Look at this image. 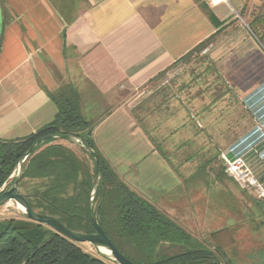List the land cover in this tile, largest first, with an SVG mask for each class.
I'll return each mask as SVG.
<instances>
[{
  "label": "crops",
  "instance_id": "1",
  "mask_svg": "<svg viewBox=\"0 0 264 264\" xmlns=\"http://www.w3.org/2000/svg\"><path fill=\"white\" fill-rule=\"evenodd\" d=\"M260 1L0 0V137L50 123L58 111L50 93L72 86L98 151L156 203L182 181L131 114L135 91L224 29L237 7L255 23Z\"/></svg>",
  "mask_w": 264,
  "mask_h": 264
},
{
  "label": "rangeland",
  "instance_id": "2",
  "mask_svg": "<svg viewBox=\"0 0 264 264\" xmlns=\"http://www.w3.org/2000/svg\"><path fill=\"white\" fill-rule=\"evenodd\" d=\"M263 4L258 2L254 8L258 16L249 25L237 7L227 30L221 29L203 51L137 89L130 105L137 124L155 148L159 145L169 156L174 167L167 162L182 181L175 192L156 202L157 207L199 244L215 253L217 247L223 248L230 264H264V199L242 190L220 170L222 151L258 128L264 132ZM263 136L248 148L255 151L249 161L259 172L264 171ZM64 143L84 156L75 144ZM20 212L9 202L0 207V218ZM80 245L97 254L90 243ZM165 249L179 250L173 245Z\"/></svg>",
  "mask_w": 264,
  "mask_h": 264
},
{
  "label": "trees",
  "instance_id": "3",
  "mask_svg": "<svg viewBox=\"0 0 264 264\" xmlns=\"http://www.w3.org/2000/svg\"><path fill=\"white\" fill-rule=\"evenodd\" d=\"M250 29L257 35L251 26ZM218 32L198 43L175 63L206 49ZM169 68L152 79L163 77ZM50 96L58 107L50 123L24 137H0V190L12 185L15 179L12 175L20 159L34 142L48 134L75 135L81 137L99 155L101 180L93 207L98 205L104 195L98 211L99 223L125 256L139 264H195L219 261L218 256L228 261L223 248L217 247L215 253L196 242L156 203L141 195L118 174L94 143L92 134L95 123L82 115L77 89L68 86L50 93ZM64 142L72 143L52 138L41 141L24 162L23 175L18 185L35 212L53 215L74 231L92 233L95 229L89 209L95 181L94 160L85 150L79 148L86 157L79 155ZM156 147L173 166L165 151L159 145ZM87 156L92 160V165ZM206 162L211 164L213 160ZM220 170L227 175L223 161ZM168 244L179 250L169 253L165 249ZM0 264L113 262L99 253L86 251L80 243L48 225L26 218L20 212L17 216L0 218Z\"/></svg>",
  "mask_w": 264,
  "mask_h": 264
},
{
  "label": "water",
  "instance_id": "4",
  "mask_svg": "<svg viewBox=\"0 0 264 264\" xmlns=\"http://www.w3.org/2000/svg\"><path fill=\"white\" fill-rule=\"evenodd\" d=\"M49 138L68 140L73 144H75L76 146H78L79 148L85 150L94 160L95 181H94L93 191L91 194L90 209H89L90 217L92 219V223L95 229V231L92 233L74 231L69 227H67L59 218L53 215H45L35 212L32 209L30 203L28 202L26 195L20 190L18 184L23 175L24 162L26 161L28 156L33 153V151L37 148V146L41 141H44ZM12 177H15L12 185L7 189H4L3 187L0 190V207L8 204L9 202H14L20 208L21 212L25 214L26 218L48 225L54 228L55 230H57L58 232L62 233L72 241L78 243H90L96 249L97 253L105 256L107 259L111 260L115 264H139L134 262L127 256H125L117 248V246L109 238V236L106 234L105 230L99 223L98 211L103 202L104 195H102L100 202L95 208L93 207V203L101 180L100 159L97 151L93 147L87 145L81 137L71 134L54 133V134H48L43 138H41L40 140H37L29 147L27 152L20 159L17 166V170L12 175ZM101 248L105 249L109 253H105L104 251L101 250ZM195 264H222V263L218 260H213V261H207V262H201Z\"/></svg>",
  "mask_w": 264,
  "mask_h": 264
},
{
  "label": "built area",
  "instance_id": "5",
  "mask_svg": "<svg viewBox=\"0 0 264 264\" xmlns=\"http://www.w3.org/2000/svg\"><path fill=\"white\" fill-rule=\"evenodd\" d=\"M207 2H224L233 7V2L237 0H205ZM239 143L227 151H222V159L226 173L236 182L239 188L254 194L258 199H264V179H261L249 161L246 154L250 147L246 149L238 148Z\"/></svg>",
  "mask_w": 264,
  "mask_h": 264
},
{
  "label": "bare ground",
  "instance_id": "6",
  "mask_svg": "<svg viewBox=\"0 0 264 264\" xmlns=\"http://www.w3.org/2000/svg\"><path fill=\"white\" fill-rule=\"evenodd\" d=\"M263 135H264V132H263L262 128L256 129L252 134L248 135L245 139L242 140V142H240L238 144L239 145L238 148L246 149V148L250 147L251 145H253L255 143L256 140L261 138ZM101 250L104 251L105 253H109L108 251H106L103 248H101Z\"/></svg>",
  "mask_w": 264,
  "mask_h": 264
}]
</instances>
